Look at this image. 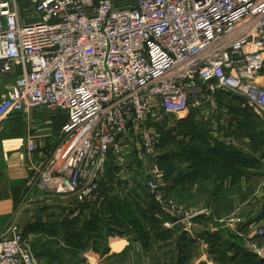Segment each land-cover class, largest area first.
<instances>
[{
  "label": "built area",
  "instance_id": "built-area-1",
  "mask_svg": "<svg viewBox=\"0 0 264 264\" xmlns=\"http://www.w3.org/2000/svg\"><path fill=\"white\" fill-rule=\"evenodd\" d=\"M113 2L0 0V78L9 81L0 94V124L40 109L66 115L30 185L66 192L77 205L100 202L99 183L120 140L156 169L151 126L166 117L201 113L217 93L264 114V0H133L123 8ZM34 141L26 140L30 154ZM158 178L157 170L145 173L146 194L172 218L179 208ZM27 194L0 232V264H39L17 221ZM77 215L75 207L68 220ZM247 248L264 260L255 240Z\"/></svg>",
  "mask_w": 264,
  "mask_h": 264
},
{
  "label": "crops",
  "instance_id": "crops-1",
  "mask_svg": "<svg viewBox=\"0 0 264 264\" xmlns=\"http://www.w3.org/2000/svg\"><path fill=\"white\" fill-rule=\"evenodd\" d=\"M113 4L117 8L129 7L133 5V0H114ZM1 81L3 83L0 94L4 92L6 84H9V81L3 78H0V82ZM216 99H218L217 96ZM225 110L228 118L224 122L213 123V129L207 128V131H209V140L218 139V143H222L223 141L226 147L229 146L233 148L234 152L237 154L239 152L248 161L255 162L254 165L241 168L238 167L243 171L236 181V184L224 182L223 186L218 188V173L214 171L216 169H207L208 171H206V165L204 164L195 167V161L193 159L184 158L181 160L174 157L170 162L171 165L169 164L171 170L170 174L167 176L173 180L174 183H172L171 189L168 192L166 190L168 195L176 196L179 201H186L187 206L184 207L185 209L188 208V210H193L196 209L193 207V204L199 202L204 203V205L197 204L194 206H198V209L209 210L210 214H212V218H206L203 224L202 221H200V223H196V225L203 227L205 225L208 228V224L211 225L212 223V226L216 227V231L211 232H216L215 234L217 236L218 223L214 221H218V217L231 221L230 223L233 224L236 223L235 221H238V217H235L236 212L240 211V214L244 215L242 218L244 220L248 219L246 228L250 230L251 227L264 221V204H262L264 201V145H262L260 149H254V140H251L250 137L245 134V131H247V133H250L251 138L257 137L255 142L256 140H264V122L255 124L250 129H245V126L238 124L235 119L233 120V115L231 112L228 113L227 108H225ZM45 111L46 110L40 109L25 114H13L0 124V232L12 221L14 215L16 217V210L26 193H28V202L19 213V217H17L22 233L24 235L42 234L44 236H52L49 234L52 232L58 233L54 241L60 242L62 241V230L59 229V225L61 226L64 216H67V214L65 215L69 208L67 206L74 204L75 208V200H71L72 198L69 200V196H66L67 199L63 200L61 199V194L51 196L50 191L43 190L36 186L31 187L30 185V181L36 176L37 171L42 168V165L45 164L57 141V136L55 138L52 136L49 139L46 137L47 135L40 133L41 131H36V133L32 132L34 128L40 129L41 124H50V119L44 114ZM215 111L216 110L205 113L201 112L199 115H205L206 117H204L203 120L206 121L207 119L214 118V115L217 114ZM189 115L182 116L178 118V120H183ZM62 117L63 119L61 118L60 123L57 125L58 131L66 120L65 114H63ZM167 118L169 117L165 119ZM204 124L205 123H202V126ZM173 126L175 125L173 124ZM240 127H243L241 131ZM169 130L171 131L173 128ZM30 131L32 133H30ZM260 132L262 133L261 136L259 135ZM174 133H172V139L175 144H179L181 140H185L182 139L184 136L178 135L177 132ZM29 137L35 139L34 145L36 147V150L31 154L26 150V140ZM224 141L226 142L224 143ZM208 142L213 146L211 141ZM192 143L191 147L193 146ZM194 146H196V143ZM119 147L120 152L118 154L115 152L110 153V161L106 164L105 173H107L108 167L111 171L109 173H111L112 176H115L116 172H120L121 175H125L127 172H133L131 168L132 165H136L132 167L138 166V169H140L141 165L147 168L144 162L138 160L135 147L131 142L120 140ZM176 150L177 149H172L173 152L170 155L176 154ZM153 157L157 166L156 170L157 172L159 171V177H161L162 174H160V172L163 173L164 171L161 169L162 166H160L159 163V156H157L155 151ZM137 179L138 178L135 177L132 184H135ZM136 193H138L137 196L139 197L142 194V192H134L133 194ZM128 195L129 194H125L126 197H128ZM40 202H43L44 205L40 204ZM206 204H208L207 208ZM260 213H262V215H260ZM155 215L157 218L162 219L159 210L155 212ZM50 226H55V228L51 230L52 232L48 230ZM199 226H194V228L200 230ZM227 227V235L223 237L222 234H220L219 240L226 243H237L240 241V238L232 232L234 231L232 225L227 224ZM248 233L249 232L244 231L242 235H247L246 237H248ZM203 240L201 238L200 243L193 246L191 245L188 248L190 252L194 250L195 254L196 252L199 253L193 264L204 263V261L207 262L209 258V245H207V247ZM51 241L53 240L47 241L49 243L41 242V246L35 253L38 260H41V264L46 263V258L39 259V253L45 256L59 249V246L49 245ZM98 241L100 242V248L97 249L99 250L97 254L91 247L94 243L93 238H91V240H88L87 237L82 238V242H89V244H91L84 253L88 261L87 263L89 264H169V260L164 257L166 254L165 252L168 250L157 248V246L155 247L152 245L150 250L144 251L141 245L134 242V240L126 241L123 240L122 237H105V235L98 239ZM52 246H54L53 250ZM104 247L107 248L108 251L104 252ZM204 251L207 252L204 253ZM55 262L59 264L56 260Z\"/></svg>",
  "mask_w": 264,
  "mask_h": 264
},
{
  "label": "trees",
  "instance_id": "trees-1",
  "mask_svg": "<svg viewBox=\"0 0 264 264\" xmlns=\"http://www.w3.org/2000/svg\"><path fill=\"white\" fill-rule=\"evenodd\" d=\"M231 100L239 101L243 99L235 96ZM226 108L228 109V113H232L233 120L235 119L238 124L245 126V129H250L255 124L262 123L261 120L254 117L247 107ZM194 116L195 114H190L183 120L175 119V130H178V135L184 136L182 139H185L182 143L179 142V145H181V148H184L182 150L179 149V151L177 150V153L174 155H170L171 153H161L159 156V163L160 166H162L161 169L164 171V179L169 180L171 183H169L166 188L167 192L171 189L172 183H174L173 180L167 177L171 170L170 162L174 157L181 160L184 158L193 159L195 161V167L204 164L206 165V171H208L207 169H216L214 171L218 173V188L223 186L224 182L236 184V181L243 171L239 168L253 166L255 163L248 161L239 152L237 154L234 152L233 148L226 147L224 144L210 145L208 142L210 138L207 128L204 129V127L208 125L205 123L202 126L204 121L199 122L198 118ZM164 121L167 120L165 119ZM241 128L243 127H240V131ZM168 131L170 130L167 129L166 132ZM245 134H247L251 140H254V149H260L262 145H264V140H256L255 142L257 137L251 138L250 133H247V131H245ZM259 135L261 136L262 133L260 132ZM163 139H166L167 142H171L172 140V143L175 144L172 139V134H169L168 137ZM192 142L194 144L196 143V146H194ZM191 143L193 145L192 147ZM160 144H162V142ZM109 172L111 171L108 167L107 173L104 174V177H102L99 183L100 196H104L102 200H100V202L103 201L100 208L89 211V206L82 204L77 205L76 208L79 210L80 216L72 220L64 218L63 222H61V226L59 225V229L62 230V241L57 242L59 249L54 252V259L59 264H63L64 262L69 263L66 256L67 254L77 253L79 251L85 253L88 250V246L91 244H89V242H82V238L84 237H87L88 240L93 238L94 243L91 245L93 248L92 250L98 252L99 250L97 249L100 248L98 239L102 237L101 233L106 231L108 237H114L119 232L115 226H119L120 228L124 226L125 231L128 230L134 233V242L139 243L144 251L150 250L152 245L155 247L157 246V248L168 250L165 252L166 254L164 257L168 260L171 258V264H187L190 259V251L188 248L191 244L189 243V238L184 233L175 235L173 232L163 227L162 219L157 218L155 215V212L158 210L155 203L150 199L149 202H145V200L141 199L143 196L148 199L145 193L141 194L139 199L142 201H140V203L137 201L139 196H133L132 194H129L128 197L123 199L116 197L109 198L107 196L108 191L103 189L104 185L110 182L109 180L112 178ZM54 228L55 226H50L49 229H47L51 231ZM49 234L54 235L56 233ZM219 239L220 237L215 234H209L206 239L210 244V255L212 257L216 255L215 258H213L215 262L218 261L219 251L221 255L220 260H223L226 264H258V262L254 260V255L247 253L244 248L238 246V242H227L226 245L228 249L226 251L220 248L218 250ZM103 251L105 252L108 250L104 247ZM229 251L232 253L231 257L227 254ZM234 258L239 259L237 260L239 262L233 263Z\"/></svg>",
  "mask_w": 264,
  "mask_h": 264
},
{
  "label": "rangeland",
  "instance_id": "rangeland-1",
  "mask_svg": "<svg viewBox=\"0 0 264 264\" xmlns=\"http://www.w3.org/2000/svg\"><path fill=\"white\" fill-rule=\"evenodd\" d=\"M22 9H23V7L21 6V8L19 10L20 14H21V17L24 16V14L22 12ZM36 20L37 19H34L32 21H27V22L31 23V22H35ZM55 22H56V20L52 21L51 23H55ZM261 77H263V78L259 79V81H261V83H262L263 79H264V70L261 72ZM2 83L3 82L1 81L0 82V92L2 91L1 90ZM216 96H217L218 99L215 98L214 106H211L209 104H204L202 106V109L200 110L202 113H205V112H208V111H212L213 109L216 110L215 112H217V114L214 115V118L207 119L206 121H204L203 118L206 117L205 115L202 116V115H199V113H198V114H195V116H194V117L198 118L199 122H201V121L203 122L204 121L203 123H206V125H208V126L204 127V129H206V128L213 129V125H212L213 123L224 122L228 118L227 117L228 115L225 113L226 112V110H225L226 107H228V108H232V107H234V108L246 107L245 102L243 100H239V101L231 100V99H233V97H235V95H231L229 93H224V94L223 93H217ZM250 111L252 112V114L254 115V117L256 119L262 120V122H264V114L254 110V109H251ZM44 114H46L47 117L50 119V124L49 123L48 124H41L40 129H37V128L35 129L34 128L32 130V132L36 133V131H41L40 133H44L45 135H47L46 136L47 138L50 139V137H52V136L55 138L57 136V133H58V129H57L58 126L57 125L60 123L61 118L63 119V117H62L63 114L61 112H58V111H55V110H52V111L46 110ZM229 117H231V116H229ZM166 120L167 121H160L158 123H155L154 126H151V131H152L154 140L156 141L155 147H154V151L156 152L157 156H160L161 153H171L172 154V152H173L172 149H177L179 151V149L182 150L184 148V147L181 148V145H179V144H173L172 140H171V142H167L166 139H163V138L168 137L169 134L171 135L174 132H178V130H175L176 126H173V124L174 125L176 124V120L173 119V117H169ZM172 128H173L172 131L166 132L167 129H172ZM32 132L30 131V133H32ZM134 138L135 139H133V140L137 141V138L136 137H134ZM211 138L213 139L212 136H211ZM162 139H163V141H162ZM183 141L184 140H181L180 143H182ZM210 141L213 143V145H215V144H222L223 145V141H222V143H218V139H213V140H210ZM161 142H162V144H160ZM225 142L226 141H224V143ZM133 146H134V144H133ZM175 147H178V148H175ZM109 161H110V156L108 157V161L107 162H109ZM106 164H108V163H106ZM132 166H136V165H132ZM132 166H131V168H132L133 172H130V173L127 172L125 175L124 174L121 175L120 172H116V175L112 176L111 180H109L110 182H107V184L104 185L103 189L105 191H108V195L107 196L109 198L116 197V198L123 199V198L126 197L125 194H130L131 195L134 192H142V194L143 193H145V194L147 193L146 188H145V186L143 184V181H144V178H145V173L150 171V172H152V175H154V171L156 169L150 168L148 170L143 165L140 166V169L137 168L138 166L137 167H132ZM105 172H106V166L104 168L103 177H104ZM131 173H133V174H131ZM160 174H162V175H161V177H159L157 179L158 180L157 183H158V186H160V190L166 192V188H167V186H168V184L170 182H169V180H165L164 179V174L163 173L160 172ZM126 177H127V180H126ZM135 177H137L138 179H137V181H135L136 182L135 184H132L134 179H135ZM50 195L54 196L56 194L50 193ZM135 195L137 196L138 193L133 194V196H135ZM61 196H62L61 199H63V200L67 199L66 196L67 197L69 196V200H70V198H72L66 192L62 193ZM168 196L171 197L175 201L176 205L179 208V211L177 213H175L174 216H172V218L168 217V216H163V215L160 214L162 219H163L162 220L163 221V227L165 229H167V230H170L175 235L184 233L189 238V243L192 246L197 244V243H200L201 242L200 241L201 238H202V240L204 239L203 242L206 244V246L210 245L207 242L206 239L209 236V234H215L216 233V232H211V231H216V227L212 226V223H211V225L208 224V228L205 225H204V227L196 225V223L199 224L200 221H202V224H203V221L206 218H210V219L212 218V214H210L209 210L198 209V206H194V205H197V204L204 205V203L199 202L197 204H193V207L196 208V209L188 210V208L187 209L184 208L185 206H187L186 205V201H183V200L179 201L176 198V196H170V195H168ZM102 197H104V196H101V200H102ZM147 197H148V199H146L145 196H143L144 199L142 197H141V199L145 200V202H149L151 200V198L148 195H147ZM139 198L140 197H138L137 201L140 203V201H142V200L139 199ZM71 200H73V198ZM102 202H99V203L95 202V204H93V206H89L88 207L89 211L99 209L100 205H102ZM263 202H262V204H263ZM40 204L44 205L43 202H40ZM75 205L77 206V204H75ZM207 206H208V204H206V208H207ZM67 207H69L67 209V211H66L67 213H65V215L67 214V216H64V218L69 219L70 214H72L73 211H74V209H73L74 208V204H70ZM39 210H41V209H39ZM239 214H240V211L236 212V216L235 217L236 218L238 217V221H235L236 223H233V224L230 223L231 221H227L225 219H220L219 217H218V221H214L213 220L214 222L218 223V232H217L218 236L220 234H222V236L225 237L227 235V228H228L227 224L232 225V229L234 230L232 232L235 233L237 235V237L240 238V241H238V244H239L238 246H240L241 248H244V250L247 253H249L251 255H254V257H255L254 260H256L258 262V264H264V260H262L259 256H257L255 254V252H249V250L247 248V242L249 240H251V239L255 240V243L258 245V248H262V249L264 248V221L261 222V223L259 222V224H256L255 226L251 227V230H250V229L246 228V226H247L246 224H247V220L248 219L244 220L242 218L244 215L243 214L239 215ZM43 215H44V213H43ZM190 215H194V216L193 217H189ZM260 215H262V213H260ZM79 216L80 215H77L76 217H79ZM166 224H169V225H166ZM194 226H199L200 230H198L197 228H194ZM115 228L120 232V233L118 232L115 235L116 237H122V239L126 240V241H133V237H134L133 234L134 233L132 231H128V230L125 231V227L124 226L122 228H120L119 226H117V227L115 226ZM187 230H188V232H187ZM244 231L249 232L248 233L249 234L248 237H246L247 235L246 236L242 235ZM258 231H262L263 235L259 236V237L257 235H255L256 232H258ZM106 233H107L106 231H103L101 233V235L102 236L105 235V237H106L107 236ZM197 234H198V236H197ZM27 236L30 237L28 245H29V247H30V249H31V251H32L34 256L36 255L35 253L38 250V248L41 246L40 245L41 242L49 243L47 241L53 240V241H51V243L49 245H56L57 246V242L54 241V240H56L57 233L55 235H52V236H49V235H45L44 236L42 234H37V235L36 234H28V235H26V237ZM53 248H54V246H52V250H53ZM219 248L221 250H225L226 251L228 249V247L226 245V242H222L221 240L218 241V250H219ZM208 250H210V247H208ZM206 252L204 251V253H206ZM96 253L98 254L99 252H96ZM209 253L210 252H208V255H209ZM39 254H40L39 259L44 258V257L46 258V263L45 264H56L55 259H54L55 255H54L53 251L51 253L46 254L45 256H42L41 253H39ZM198 254L199 253H197V252L195 254L194 250H192L190 252V254H189L190 259H189L188 263L193 264L194 261H196V258L198 256ZM227 254L229 255V257H231L232 253H231V251H229V253H227ZM66 256H67V260L69 261V263L64 262L66 264H89V263H87L88 261H87L86 257L84 256V253H82L80 251L77 252V253L67 254ZM215 256L212 257L211 255H209V258L207 259V262L204 261V263L201 262L199 264H226L223 260H220L221 255H220L219 251H218V261H216V262L213 259V258H215ZM35 258L38 261V263L41 264L40 263L41 260L39 261L37 256H35ZM77 259H78V262H77ZM170 260H171V258H169V261H168L169 264H170ZM237 260H239V259H235L234 258L233 263L234 262H239Z\"/></svg>",
  "mask_w": 264,
  "mask_h": 264
}]
</instances>
